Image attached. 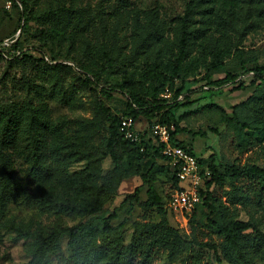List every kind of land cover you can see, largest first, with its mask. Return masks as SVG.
I'll return each mask as SVG.
<instances>
[{
	"label": "rangeland",
	"instance_id": "obj_1",
	"mask_svg": "<svg viewBox=\"0 0 264 264\" xmlns=\"http://www.w3.org/2000/svg\"><path fill=\"white\" fill-rule=\"evenodd\" d=\"M32 2L29 19L19 28L17 0H0V41L18 44L17 53L44 59L41 66L25 58L12 59L10 52L0 55V264H29L41 236L87 218L81 206L92 202L93 186L105 183L115 168L108 151L93 150L109 133L101 103L122 123L135 114L122 91L176 100L175 91L182 86L172 73L177 65L192 68L188 81L195 89L194 79L213 71L219 53L225 56L216 79L226 71L251 69L255 60L264 64V0ZM83 71L100 77L101 86L85 85ZM240 79L248 90L202 99L209 88H198L192 96L196 102L178 110L184 129L180 136L193 142L187 141L203 168L210 170L207 182L213 175V154L222 172L232 163L264 166V141L254 139L249 148L240 149L234 129L221 120L222 112L205 108L215 101L231 112L233 105L253 96L240 114L262 119L264 85H250L253 74ZM109 88L116 91L106 99L103 90ZM179 100L186 102L183 96ZM134 121L138 131L150 129L147 119ZM151 156L166 165L160 152ZM142 183L139 176L124 180L104 204L105 211L118 214L113 225L125 223L126 244L132 241L135 223L160 221L156 208L145 206L147 186L139 201L124 202ZM235 183L242 202H231L228 193L234 187L227 177L211 188L216 202L227 205L238 220L254 221L264 232V199L260 202L251 191L254 186L247 175ZM173 184L171 172L158 175V191L168 210ZM209 211L202 202L192 224L169 210L170 224L194 241L193 253L201 255L203 264H264V244L257 246L254 230L242 238L249 262L240 255L228 256L229 244L214 233ZM153 264L182 262H172L168 252H160Z\"/></svg>",
	"mask_w": 264,
	"mask_h": 264
},
{
	"label": "trees",
	"instance_id": "obj_2",
	"mask_svg": "<svg viewBox=\"0 0 264 264\" xmlns=\"http://www.w3.org/2000/svg\"><path fill=\"white\" fill-rule=\"evenodd\" d=\"M17 2L21 7L19 28H22L30 17L34 3L32 0H17ZM17 49L18 44L3 45L0 41V55L10 52L12 59L25 58L43 66L44 59H35L32 55H23V51L17 53ZM224 56V52L217 54V64L213 65V71L200 79H194V84L197 86L195 89L191 87L188 81L192 68L177 65L172 73L175 80L180 79L182 81V86L175 91L176 100L174 102L158 99L154 94L150 97H142L137 93L122 91L127 97L129 106L134 108L135 114L132 118L135 120L136 117H143L147 119L150 126L155 122L175 125L176 130L172 133L173 144L188 149L197 156L187 141L177 138L184 131L177 117L179 109L189 107L196 102L192 96L198 92V88L203 90L206 87L209 88L205 90L206 95L202 99H213L226 91L232 93L245 91L249 89V85L240 77L246 74H253L250 85L256 88L264 85V64L260 65L256 60L255 67L251 69L245 66L241 73L226 71L222 78L216 79V75L221 74L219 66ZM56 67L62 68L63 64H57ZM82 75L85 85L101 86L100 77L91 76L84 71ZM172 86L174 88V84ZM216 88H218L217 91ZM112 91L116 90L104 89V97L111 99ZM180 96H183L186 102L182 103L179 100ZM252 99L253 96L233 105L231 112L215 101L205 107L222 112L221 120L234 129L239 139L240 149L249 148L254 139L264 141V117L262 119H260L261 116H257V119H244L240 114L241 108L249 106ZM99 110L106 117L109 133L100 138L98 146H94L93 150L97 151L101 147V149L108 151L115 162V168L105 183L93 186L92 202L81 206L87 218L72 226L54 228L47 235L41 236L37 251L29 264H153L160 252H168L172 262L181 260L182 264H203L201 255L196 252L193 253L194 241L183 235L180 229L170 224V207L168 210V203L158 191V175L167 173V171L172 173L174 179L173 190L179 187L176 170L163 154L164 146L151 137L150 129L140 132L139 141L126 139L121 131L122 123L112 113V109L106 103H101ZM262 110L264 111V105ZM11 118L16 119L10 116L9 119ZM152 152L154 154L160 152L166 160V165L153 160L155 156H151ZM148 157L152 158L153 161H147ZM211 158L212 179L206 183V187L202 191V202L210 210L207 214L208 222L213 227L214 233L229 244L226 252L228 256L238 255L239 257L240 255L245 258L246 262H249V259L246 258L248 246L242 240L244 233L249 230L257 232L259 235L257 246L261 247L264 244V232L256 226L254 221L238 220L234 215H230V209L227 205H224L223 202L219 204L216 202L211 188L215 183H220L227 177L231 179L234 187L228 193L231 202L241 203L235 181L247 175L254 186L251 191L256 194L261 202L264 199V166L246 165L240 167L238 164L232 163L227 164L224 172H222L217 163L218 157L213 154ZM198 160L202 166L199 157ZM134 176H139L143 183L136 188L133 194L127 195L124 202L139 201L142 187L147 186L148 200L145 202V206L148 209L156 208L160 221L135 223L132 241L126 244L125 223L113 225L112 221L118 217V214L105 211L104 204L118 190L124 180ZM199 205L190 217L192 224L196 220ZM65 240L66 252H64ZM209 246L216 252L218 251L216 245Z\"/></svg>",
	"mask_w": 264,
	"mask_h": 264
},
{
	"label": "built area",
	"instance_id": "obj_3",
	"mask_svg": "<svg viewBox=\"0 0 264 264\" xmlns=\"http://www.w3.org/2000/svg\"><path fill=\"white\" fill-rule=\"evenodd\" d=\"M175 130V125L155 122L150 126V135L164 146L163 154L170 160L179 179V187L174 189L170 196V210L184 219H190L202 202V191L211 172L201 166L198 157L191 151L173 144L172 133ZM121 131L126 139L140 140L141 131L136 129L133 118L122 121Z\"/></svg>",
	"mask_w": 264,
	"mask_h": 264
},
{
	"label": "crops",
	"instance_id": "obj_4",
	"mask_svg": "<svg viewBox=\"0 0 264 264\" xmlns=\"http://www.w3.org/2000/svg\"><path fill=\"white\" fill-rule=\"evenodd\" d=\"M180 135H182V134H179L178 136H177V138L179 139V140H184V141H188V142H191L190 140H188L187 138H182ZM191 143H193V142H191Z\"/></svg>",
	"mask_w": 264,
	"mask_h": 264
}]
</instances>
